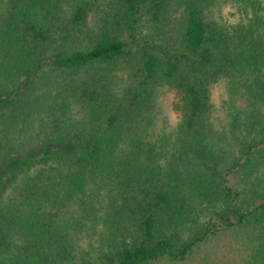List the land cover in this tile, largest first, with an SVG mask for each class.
<instances>
[{
	"label": "trees",
	"instance_id": "16d2710c",
	"mask_svg": "<svg viewBox=\"0 0 264 264\" xmlns=\"http://www.w3.org/2000/svg\"><path fill=\"white\" fill-rule=\"evenodd\" d=\"M229 1L244 15L226 25L205 17L217 0H106L95 26L87 28L90 0H72L66 8L63 0H8L4 33L12 48L6 54L14 52L5 76L13 86L0 88V108L44 69L108 70L119 60L127 63L129 79L119 94L101 76L69 81L61 99L79 107V124L65 131L74 141L59 136L51 142L54 149L46 143L33 150L24 149V142L1 145L0 264L56 262L66 235L57 226L58 214L74 213L76 224L81 215L93 220L96 206L105 210L99 219L111 247L96 256L99 264L180 261L230 232L242 236L244 264L264 256V188L240 197L224 183L225 173L245 177L256 169L264 156V128L256 136L236 133L238 146L224 169V150L205 135L211 82L243 74L242 86L264 96L261 0ZM151 82L167 84L178 95L180 118L171 144L163 130L149 133ZM14 147L19 152L10 153ZM257 195L249 205L246 200ZM188 219L194 230L181 238Z\"/></svg>",
	"mask_w": 264,
	"mask_h": 264
},
{
	"label": "rangeland",
	"instance_id": "374dc122",
	"mask_svg": "<svg viewBox=\"0 0 264 264\" xmlns=\"http://www.w3.org/2000/svg\"><path fill=\"white\" fill-rule=\"evenodd\" d=\"M71 1L63 0V7L66 8L68 4L72 3ZM105 1L90 0L91 8L87 10L85 20L87 28L95 26L97 15ZM229 2V0H217L216 4L209 5L204 12L206 19L228 25L237 21L238 18H242L244 13L238 10L237 4L234 2L231 5ZM8 5V0H0V88H6V90L13 86V83L5 75L9 74L7 70L11 65L14 52L11 51V54H6L12 48L4 33L5 11ZM261 12H264V0H261ZM8 62L10 64L4 71ZM3 64L5 65L2 69ZM128 71L127 63L119 62V60L113 63L108 70H105V67L95 70L89 68L86 71L80 70L72 73L61 70H42L33 79L31 85L26 87L27 90L19 95L13 103H8L0 108V147L3 144L24 142V149L33 150L42 143L43 145L45 143L50 144L54 149L57 144L51 142L59 136H65L64 139H60L62 141H74L72 135L65 131L66 128L73 129L79 124V107L74 103L64 104L61 99L64 94L63 90L70 88L69 81L77 76L83 77L84 74L92 76L90 78L94 79L101 76L106 81L107 88L119 94V91L128 83ZM23 77L24 74H20L19 79ZM260 77L264 81V72L261 73ZM242 78L243 74L222 76L211 82L208 88L210 106L205 118L207 127L205 135L208 141L224 150L219 165L222 169L232 157L230 150L234 151L238 146L235 140L239 130L247 136H256L259 129L264 128V96L254 97L252 93L258 92V90L242 86ZM148 87L153 88L149 98L153 109L147 114L149 127L153 131L149 133L158 136L159 132L161 133L163 130L169 135L167 141L171 144L174 139L172 132L180 118L178 95L172 87L164 83L151 82ZM138 117L135 115L136 119ZM137 123L143 124L140 118ZM230 144L233 149H230ZM171 146L167 145L164 148L168 152L167 156L172 151V149L169 150ZM16 150L14 147V150H10L13 152L10 153H14ZM260 161L259 164L255 165L256 169L248 176L236 177L233 172L225 173L227 179L224 183L232 186L233 189L237 188L240 191V197L253 194L254 189L257 190L258 187L264 188V156ZM180 168L187 170L184 164H180ZM258 176L262 177L258 178ZM257 200L258 195L246 201L252 205L257 203ZM75 207L73 204L69 208L74 210ZM96 208L93 220L86 215H81L76 224L73 223L74 213L68 216L58 214L57 226L62 225L63 233L66 235L64 238L61 236L57 246L58 252L61 251L63 257L52 264H99L96 256L102 255L101 252L106 254L110 251L108 229L99 219L101 214L105 215V210H98L97 206ZM202 214L203 217L206 215L204 212ZM203 217L197 216L196 221L199 223ZM193 228L194 223L189 219L186 220L181 225L179 237H187L189 229ZM241 238L240 234L235 235L234 232L221 234L201 243L198 247H194L193 252L185 259L162 261L158 264H244L247 250L241 246ZM256 261L255 264H264V256L260 255Z\"/></svg>",
	"mask_w": 264,
	"mask_h": 264
}]
</instances>
